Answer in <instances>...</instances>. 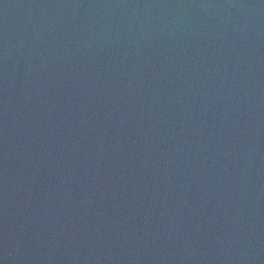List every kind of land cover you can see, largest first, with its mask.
I'll list each match as a JSON object with an SVG mask.
<instances>
[{
    "label": "water",
    "instance_id": "obj_1",
    "mask_svg": "<svg viewBox=\"0 0 264 264\" xmlns=\"http://www.w3.org/2000/svg\"><path fill=\"white\" fill-rule=\"evenodd\" d=\"M0 264H264V0H0Z\"/></svg>",
    "mask_w": 264,
    "mask_h": 264
}]
</instances>
